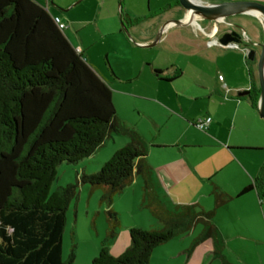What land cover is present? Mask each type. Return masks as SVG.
<instances>
[{
	"label": "trees",
	"instance_id": "trees-1",
	"mask_svg": "<svg viewBox=\"0 0 264 264\" xmlns=\"http://www.w3.org/2000/svg\"><path fill=\"white\" fill-rule=\"evenodd\" d=\"M140 20L124 18L123 23ZM64 30L34 0H0V264H73V251L66 259L62 256V237L79 183L101 188L99 201L108 215L105 240H111L120 227L113 197L141 172L147 153L136 130L118 121L111 89ZM259 91L251 88L256 108ZM112 131L127 135L128 142L98 170L51 189L60 163L88 157ZM254 182L263 196L264 164ZM251 188L244 187L237 196ZM215 197L216 206L230 199L216 192ZM143 199L162 228L129 227V245L122 253L113 255L102 243L91 264H148L154 248L197 224L201 229L187 251L211 240L213 253L221 255L223 240L212 222L214 210L188 203L170 211L147 184Z\"/></svg>",
	"mask_w": 264,
	"mask_h": 264
},
{
	"label": "rangeland",
	"instance_id": "rangeland-1",
	"mask_svg": "<svg viewBox=\"0 0 264 264\" xmlns=\"http://www.w3.org/2000/svg\"><path fill=\"white\" fill-rule=\"evenodd\" d=\"M87 1H79L72 9L68 10V28L64 30V34L74 47L81 48L87 63L111 89L118 121L124 127L135 128L147 146L150 143L172 140L174 133L179 129L178 123L173 119L166 120V115L155 112L157 108L151 104L152 102L144 98L146 95H153L156 86L162 87L160 92L163 93V96L164 93H170L173 103H175V98H173L175 97L173 94L174 87L192 85L195 82L212 91H217V89L224 91L225 88H228L231 94H235L232 90L235 86H240L243 89L249 87L260 89L257 60L261 44L264 42V27L257 17L251 14H240L219 20L220 23L205 19L198 21L200 27L206 31L216 25L218 28L217 37L232 28L228 26V22L233 23V27L237 26L236 29L240 33L243 29L247 37L244 38L242 35L243 39L239 43V48H229L222 45L205 46L207 37L202 34L197 26L188 25L171 28L167 33L171 37L173 34L175 35L177 30H180L186 38L197 40L199 53L189 58L176 57L175 60L181 66V72L184 73L183 77L178 81L157 84L156 79L151 75V63L168 66L173 59L172 57L169 59L166 54L160 51L162 45L149 46L156 37V35L153 36L152 41H150L154 24L144 21L130 28V25H124L121 21L118 8L112 13L110 23H95L93 22L94 18L99 17L98 9L94 1L91 7ZM157 1L151 0V6H155ZM259 2L264 3V0H259ZM118 3L122 6L121 0L116 4ZM114 6L111 7L114 8ZM144 6L143 10H146V2ZM101 10H105V7ZM104 14L105 12L100 16H106ZM69 17L81 20L91 17V22L73 23ZM195 32H198L197 36ZM144 40H148V45H139V41ZM249 49L255 50L253 60H248L246 57ZM168 68V73H172L173 67ZM249 70L251 77L248 74ZM219 74L224 80H219ZM206 101L207 99H203L201 105L205 104ZM242 103L241 109L246 108L243 105H247V100ZM256 115L257 119L261 121L260 123L264 125V120L258 114ZM254 131L252 129L241 133L236 131L233 144L238 145L227 146L250 147L245 144L261 142L259 144L262 145L251 146L253 150L243 151H248L246 152L247 155L252 158L263 157L264 148H259L264 147V137L261 139L256 137L253 141ZM200 133L198 129L192 131L193 141L202 142L204 140ZM128 140L127 135L112 131L110 137H107L88 157L74 163H60L56 168V179L52 183L51 189L68 183H75L78 175L83 172L91 173L98 170L97 164L107 161L115 150L124 146ZM208 144L210 143L208 142ZM215 149L211 146L201 147V152L205 154L203 155V157L205 156V163H207L208 157L213 156L211 153ZM125 188L113 197L111 205L119 218L120 227L117 231L124 227L128 229L139 225L145 227L143 229L162 228V224L150 213L149 209L142 205L141 187L128 186ZM100 196L101 188H91L89 184L79 183L78 198L70 203L66 211V225L62 237V256L66 259L73 251V264H91L92 258L97 255L102 243L109 245L110 240H105L108 228L107 208L105 204L100 203ZM168 206L170 209L174 208L173 205ZM173 211L175 210L173 209ZM214 221L223 231L220 256L215 255L213 251L209 252L212 247L210 240L199 243L192 248L191 252H188L189 254L186 251L181 255H178L175 249H172L171 244H168L170 241H185V243L188 242L186 247L188 248L193 237L200 230V224H197L190 231V234L187 232L161 244V246L170 248L164 252L168 263L185 264L186 259L190 256L188 262L191 264H264V197L261 203L252 194L234 199L219 208L213 218Z\"/></svg>",
	"mask_w": 264,
	"mask_h": 264
},
{
	"label": "crops",
	"instance_id": "crops-1",
	"mask_svg": "<svg viewBox=\"0 0 264 264\" xmlns=\"http://www.w3.org/2000/svg\"><path fill=\"white\" fill-rule=\"evenodd\" d=\"M34 1L44 6L53 16L59 17L61 21L66 24L65 29H67L68 10L72 9L77 2L82 0ZM93 1L99 13V17H95L93 20L95 23H110L112 13L118 8L120 10L121 21H123L124 18H141L136 25L144 21L154 24L150 34V41H152L153 36L156 35V37L150 46L162 45L160 51L166 54L169 59H171L170 57L173 59L168 66L159 65L154 62L151 63V75L156 79L157 84L180 80L184 73L181 72V66H179L177 60H175L176 57L189 58L199 53L197 50L199 48L198 41L186 38L180 30H177L172 37L171 35H167L171 28H178L181 26L166 24L171 20L182 19L183 17V10L179 4L176 5V0H158L153 7L150 4L151 0H121L122 6H120L119 3L116 4L119 0H88L87 3L90 7ZM199 1L203 3H220L232 0ZM145 2L147 9L143 10ZM113 5H115L114 8H112ZM103 7H105V10L102 11L101 9ZM104 12L106 16L101 17L100 14ZM198 18H195L197 24H192V26H197L202 34L207 37L205 46L208 47V40L211 38H218L216 36L218 28L215 25L209 29V31H206L198 24V21L202 18ZM69 19L73 23L91 22V17L83 20L75 17H69ZM216 22L220 23V21ZM128 25H130V28H133L135 24ZM243 32L245 33L244 30ZM195 35L197 36L198 32H195ZM139 45L147 46L148 40L139 41ZM216 45L221 44L217 43ZM211 46H215V44ZM75 48L83 54L80 47L77 46ZM168 67H173L172 73H168ZM155 70H159L160 72L156 73ZM219 76L220 74L218 78ZM222 80L224 79L222 78ZM205 88L206 86H200L197 82L192 85L174 87L173 94L175 97L173 98H175V103L171 102L170 93H164V96L162 95L163 93L160 92L162 87L160 86L155 87L156 91L153 95H146L144 97L157 108L155 112L166 115V120L173 119L178 123L179 129L174 133L172 140L150 143L148 146L146 145L147 153L142 160V170L135 174L132 181L126 187H141L142 205H144V185L147 184L153 196L160 201L162 206L170 211H173V209L176 210L178 207L188 203H195L205 211L214 210L212 217L213 222V218L220 207L246 194L256 196L261 203L264 195L261 197L259 196L258 188L255 186L254 180L260 173L261 166L264 164V156L252 158L247 155L246 152L248 151H243L249 149L253 150L251 146L262 145L259 144L261 142H258V144H245L250 147H230L227 145H238L233 144V139L236 138V131L241 133L252 129L255 130L253 141L256 137L261 139V137H264V125L257 119V108L251 104L250 98L247 95H239V92L246 90L245 88H240V86L233 87L232 90L235 94H231L228 88H225L224 91L220 89L212 91ZM203 99H207V101L205 104L201 105ZM244 100H247L248 103H246L247 105H243L246 108L241 109ZM243 111L244 113H242ZM206 116H210L211 121L205 130H201L196 127L195 122L198 118ZM194 128L201 132L200 135H202L204 139L202 142L193 141L194 139L191 133L195 130ZM110 135L108 137H110ZM242 136L244 135L242 134ZM208 142L210 144H208ZM203 146L216 148L215 151L211 153L213 156L208 157L207 163H205V156L203 157L205 154L201 152V147ZM261 148L264 147L262 146L259 149ZM100 164L101 163H98L96 167H99ZM249 185L252 187L250 191L237 196L244 187ZM215 192L230 197V199L220 206H216ZM168 205H173L172 207L174 208L170 209ZM213 224L218 228L222 236V228L215 223V221ZM138 227L145 228L141 225ZM190 231L188 234H190ZM170 242L168 244H171L172 249H175L178 255L187 251L186 247L188 242ZM128 245V229L124 227L122 230L119 229L116 235L110 240L108 249L113 255H118L122 253ZM160 246L161 245L154 249L148 264H169L164 252H167L170 248ZM210 249L209 252L213 251V245ZM188 252L191 251H187L186 253ZM189 257L186 259L185 264H191L188 262ZM154 261L157 262L155 263Z\"/></svg>",
	"mask_w": 264,
	"mask_h": 264
},
{
	"label": "water",
	"instance_id": "water-1",
	"mask_svg": "<svg viewBox=\"0 0 264 264\" xmlns=\"http://www.w3.org/2000/svg\"><path fill=\"white\" fill-rule=\"evenodd\" d=\"M178 3L183 10L182 19L171 20L166 24L188 26L192 25L195 18L198 17L209 21H219L225 17L240 14H252V12L260 13L264 19V3L259 1L237 0L223 1L220 3H203L199 0H178ZM232 41L237 43L241 41L240 35L235 31H227L219 37V43L223 46H226ZM246 57L248 60H253L255 57V50L249 49L246 53ZM257 75L260 87L257 113L259 117L264 120V42L261 44V50L257 60ZM247 94H249L248 89L239 92L240 96Z\"/></svg>",
	"mask_w": 264,
	"mask_h": 264
},
{
	"label": "built area",
	"instance_id": "built-area-1",
	"mask_svg": "<svg viewBox=\"0 0 264 264\" xmlns=\"http://www.w3.org/2000/svg\"><path fill=\"white\" fill-rule=\"evenodd\" d=\"M54 21L57 23V25H58L59 28H61V29H65L66 28V24L63 21H61V19L59 17L54 16ZM216 43H217V41L214 38H211L207 42L208 46L214 45ZM226 47H229V48H238V44L236 42H233L232 41V42H229L226 45ZM222 78H223L222 75H220L219 76V79L222 80ZM210 121H211V117L210 116L201 117V118H198L196 120L195 125L199 129L205 130Z\"/></svg>",
	"mask_w": 264,
	"mask_h": 264
},
{
	"label": "flooded vegetation",
	"instance_id": "flooded-vegetation-1",
	"mask_svg": "<svg viewBox=\"0 0 264 264\" xmlns=\"http://www.w3.org/2000/svg\"><path fill=\"white\" fill-rule=\"evenodd\" d=\"M178 4H179V3H176V5H178ZM229 17H230V16H229ZM225 18H228V17H225ZM225 18H224V19H225ZM193 22H196V20L193 21ZM196 23H197V22H196ZM228 26H229V27H232V28H231L230 30H227V31H235L236 33H238V34L240 35V40H241V41H242V39H243V38H242V35H243L244 38L246 37L245 33H243V30H242L241 33H240V32L236 29L237 26H234V27H233V23H229V22H228ZM227 31H226V32H227ZM224 33H225V32H224ZM221 35H222V34H221ZM221 35H220V36H221ZM220 36H219V37H220ZM219 37H218L217 39H215V40L217 41V43H219ZM241 41H240V42H241ZM240 42H238V43L236 42V43L238 44V48H239V43H240ZM217 43H216V44H217ZM216 44H215V45H216ZM246 90H247V89H246ZM248 90H249V94H247V96L250 98L251 87H249Z\"/></svg>",
	"mask_w": 264,
	"mask_h": 264
},
{
	"label": "bare ground",
	"instance_id": "bare-ground-1",
	"mask_svg": "<svg viewBox=\"0 0 264 264\" xmlns=\"http://www.w3.org/2000/svg\"><path fill=\"white\" fill-rule=\"evenodd\" d=\"M251 15H253V16H255V17H257L261 22H263L264 23V19H263V16L260 14V13H258V12H252V14ZM193 24H197L196 22H193Z\"/></svg>",
	"mask_w": 264,
	"mask_h": 264
}]
</instances>
